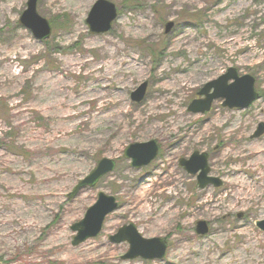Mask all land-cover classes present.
Listing matches in <instances>:
<instances>
[{"label":"rangeland","instance_id":"1","mask_svg":"<svg viewBox=\"0 0 264 264\" xmlns=\"http://www.w3.org/2000/svg\"><path fill=\"white\" fill-rule=\"evenodd\" d=\"M26 1L0 0V264H264V185L249 203L229 198L227 182L253 180L245 151L264 150V133L253 137L264 123V0H105L118 14L101 35L85 24L98 0H37L51 29L43 42L17 23ZM228 69L252 77L258 98L187 112ZM151 141L156 158L131 168L124 150ZM195 153L218 187L198 188L180 167ZM103 159L113 171L69 198ZM99 194L117 210L72 246L70 227ZM129 225L165 245L161 260H122L128 244L108 238Z\"/></svg>","mask_w":264,"mask_h":264},{"label":"water","instance_id":"2","mask_svg":"<svg viewBox=\"0 0 264 264\" xmlns=\"http://www.w3.org/2000/svg\"><path fill=\"white\" fill-rule=\"evenodd\" d=\"M37 0H27L25 10L20 15L17 23L20 27L28 31L34 40L38 42L46 41L51 34L48 23L40 18L36 12ZM116 11L113 5L104 0H98L90 9L85 21L90 35H101L110 31L113 21L116 19ZM173 24L165 25V34L169 33ZM232 81L231 84L228 82ZM254 80L249 76L238 78L233 69H228L226 74L217 80L206 84L199 92L198 97L203 100L193 101L187 111L191 114H204L210 110L211 104L216 100H222V107L228 109H245L255 99ZM146 85H141L130 95V100L136 104L140 103L145 95ZM212 92L210 93V91ZM264 132V125H258L253 137L257 138ZM158 153V147L154 142L145 144H134L128 146L123 152V158L130 161V167L140 169L146 167L153 161ZM206 155L191 156L189 161L180 160L179 165L184 168L187 174L197 176V184L200 189L208 184L215 187L219 183L214 179L207 178L208 168L206 165ZM114 169V162L108 159L99 161L95 169L82 181H80L71 191L69 198H73L81 189L94 187L104 176ZM117 210L114 198L99 194L95 204L87 210L82 221L70 227V231L75 233L71 245L77 246L88 239L95 238L102 230L105 218ZM256 227L264 233V221L257 222ZM197 235H205L207 232L203 222L196 224ZM112 244L126 242L129 246L127 253L122 260H161L164 256L165 245L158 239L144 240L139 236L136 229L129 225L120 228L114 236L109 237Z\"/></svg>","mask_w":264,"mask_h":264},{"label":"bare ground","instance_id":"3","mask_svg":"<svg viewBox=\"0 0 264 264\" xmlns=\"http://www.w3.org/2000/svg\"><path fill=\"white\" fill-rule=\"evenodd\" d=\"M113 7L116 11V16H117V14H118L117 10H116L114 5H113ZM87 16H88V14H87ZM86 19H87V17H86ZM116 19H117V17H116ZM87 29H88V27H87ZM245 152H247V153L244 155V158H246L248 163H249V165L246 167V170H249L251 172L253 180L248 179L247 181H245L242 178L237 177V175H232L231 178H228L227 182L229 185H231V187H233V189L237 193L229 194L228 197L247 200L250 203V202L255 200L256 191L260 190L263 187L262 185H264V175L262 174V172L258 173L257 171H259V170L256 169V167H262L261 171H263L264 150L260 146L251 145L248 148V150ZM234 174H237V173L234 172ZM256 181H258V184H256L257 183ZM255 225H256V223H255ZM128 249H129V246H128Z\"/></svg>","mask_w":264,"mask_h":264}]
</instances>
